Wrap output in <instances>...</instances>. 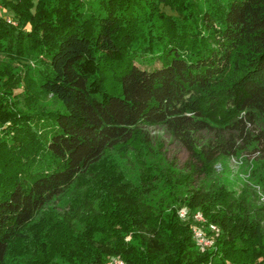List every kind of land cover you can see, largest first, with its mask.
<instances>
[{
	"label": "trees",
	"instance_id": "16d2710c",
	"mask_svg": "<svg viewBox=\"0 0 264 264\" xmlns=\"http://www.w3.org/2000/svg\"><path fill=\"white\" fill-rule=\"evenodd\" d=\"M0 7V264H264V205L213 169L264 154V0ZM180 207L216 227L210 248Z\"/></svg>",
	"mask_w": 264,
	"mask_h": 264
},
{
	"label": "rangeland",
	"instance_id": "374dc122",
	"mask_svg": "<svg viewBox=\"0 0 264 264\" xmlns=\"http://www.w3.org/2000/svg\"><path fill=\"white\" fill-rule=\"evenodd\" d=\"M222 1L226 2L230 0ZM162 10L165 13L170 14L167 9ZM3 14V17L7 18L6 9H3ZM3 17L1 18L4 19ZM4 20L6 21V19ZM15 93H18V90H16ZM18 101L20 105L21 99L19 98ZM44 101L45 105L50 104L47 107L51 108L53 106V104L50 103V100H48V98H45ZM249 128L255 129L253 131L254 133L258 132L257 128H254L253 126ZM146 132L149 134L150 137L158 138V141L162 145L161 151L163 152L165 158L168 161H173L174 165L177 168H182L183 165L188 161L189 155L187 151L180 145H178L176 142L172 141L163 129H161L160 127H149L146 128ZM213 138V135L210 133H200L199 135H197V141L201 145L212 141ZM241 145L242 142L236 139L235 146L240 148ZM256 147L257 148H255V150H252L249 146L241 148V150H239V153L236 156H230L226 159L221 160V164L217 163L213 169L216 179L224 183H226V181L230 183H235L234 185L238 186L236 190L239 187L245 188L249 192L248 194L250 196V199H252V201L256 205L261 206L264 205V181H259V178L255 177L256 173L254 172L252 174V172L256 169V165L259 161L262 162L264 165V154L260 151L259 146ZM234 185L230 187H233ZM58 208H61V205L58 206Z\"/></svg>",
	"mask_w": 264,
	"mask_h": 264
},
{
	"label": "built area",
	"instance_id": "2783aa9c",
	"mask_svg": "<svg viewBox=\"0 0 264 264\" xmlns=\"http://www.w3.org/2000/svg\"><path fill=\"white\" fill-rule=\"evenodd\" d=\"M3 9L0 7V17H3ZM4 18V17H3ZM8 23L10 19L4 18ZM13 25V23H11ZM176 216L181 224L189 225L191 239L199 252H203L212 246V237L208 233L217 234L215 226L207 224L199 211L191 212L188 208L180 207L176 210ZM104 264H123L118 257H109Z\"/></svg>",
	"mask_w": 264,
	"mask_h": 264
}]
</instances>
